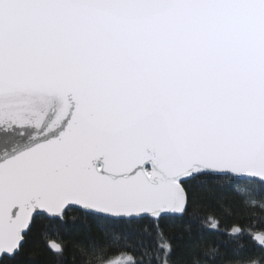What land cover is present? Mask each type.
I'll use <instances>...</instances> for the list:
<instances>
[{"label": "snow or ice", "instance_id": "obj_1", "mask_svg": "<svg viewBox=\"0 0 264 264\" xmlns=\"http://www.w3.org/2000/svg\"><path fill=\"white\" fill-rule=\"evenodd\" d=\"M217 190L264 213V0H0V264L34 234L56 264H174L165 222L185 264H258L200 243Z\"/></svg>", "mask_w": 264, "mask_h": 264}, {"label": "trees", "instance_id": "obj_2", "mask_svg": "<svg viewBox=\"0 0 264 264\" xmlns=\"http://www.w3.org/2000/svg\"><path fill=\"white\" fill-rule=\"evenodd\" d=\"M201 202L204 207L197 209L201 222H204V218H216L219 221L220 229L219 231L211 229L209 225V230H206L204 238L200 243L216 244L219 245L222 251L227 249L229 252L235 247L236 243H244L247 247L242 255L250 256L258 264H264V253L259 250V246L254 245L251 241V232L246 233L241 241H230L227 235L233 226H240L247 229H264V213H261L259 210L253 212L245 208L232 193L225 191L217 190L202 193ZM68 222L69 224L72 223L71 217H69ZM161 228L176 246L173 255L174 264H185L188 259L187 249L185 247L186 237L185 239H179L183 231L182 228L167 222L162 224ZM64 239L67 242H71L74 240H83V237L76 235L75 230H73L66 233ZM92 239L97 244H104L103 238L98 235L93 234ZM85 243L87 242L85 241ZM156 243L157 239L154 236H144L142 239H131L129 241L128 254L133 255L134 258H139V252L142 248H155ZM133 247L136 251H133ZM33 253L39 254L34 264H56L55 260L44 252L43 241L36 234L29 238L24 253L13 264H31ZM113 254L109 252V256ZM76 255L77 259L75 260V264H87L88 257L79 249H76Z\"/></svg>", "mask_w": 264, "mask_h": 264}]
</instances>
